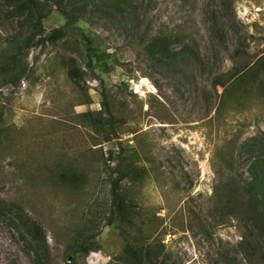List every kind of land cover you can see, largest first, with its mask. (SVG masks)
Returning <instances> with one entry per match:
<instances>
[{"label": "rangeland", "instance_id": "374dc122", "mask_svg": "<svg viewBox=\"0 0 264 264\" xmlns=\"http://www.w3.org/2000/svg\"><path fill=\"white\" fill-rule=\"evenodd\" d=\"M39 2L40 28L24 0H0V264H133L126 246L156 264H252L222 187L264 156L253 146L264 93L231 88L236 43L216 48L207 17L225 10L229 35L259 58L264 0ZM58 29L63 38L39 43ZM160 36L191 59L152 58ZM116 181L130 222L114 213Z\"/></svg>", "mask_w": 264, "mask_h": 264}, {"label": "trees", "instance_id": "16d2710c", "mask_svg": "<svg viewBox=\"0 0 264 264\" xmlns=\"http://www.w3.org/2000/svg\"><path fill=\"white\" fill-rule=\"evenodd\" d=\"M24 4L29 11V16H33L36 20V26L42 27V21L45 19L42 10L40 9L39 0H24ZM225 10H216L212 17H207L210 24L211 40L216 48L227 44L228 39L235 41V49L230 55L232 67L228 71V81L233 80L231 88L247 84L249 86L257 85V87L264 93V55L259 58H254L248 51L246 46V39L243 36L235 37L230 36L227 24L221 20L228 17L223 13ZM230 29L233 27L230 26ZM64 34L62 30H53L50 35L45 36V39L39 40V43L46 41H57L63 38ZM36 37V36H35ZM174 43L172 38L160 36L152 40L149 44L148 54L152 58L160 60V58H172L173 62L181 56H188L190 60L191 56L185 51L176 52L174 50ZM25 48L21 46L18 52L10 56L8 63L6 64L5 71L7 73H14L18 66L17 56L20 55ZM188 49V48H187ZM194 58L191 61L202 62V55L195 53ZM187 59V60H188ZM222 84V83H221ZM216 86L218 85L215 84ZM227 91V90H226ZM104 107L110 114L109 103L104 101ZM264 136V135H263ZM256 148L262 147L264 149V138L256 139L253 145ZM233 166V164H232ZM233 168V167H232ZM232 171V169H231ZM249 176L240 179H232L223 184L222 189L225 191L226 203L225 209H230L228 213L237 212L243 219V225L245 227L242 241L240 243L241 250L245 254L248 261L252 264H264V156H257L250 164ZM117 182L113 186V203L115 205L114 213L117 214L122 222H130L132 217L129 214L127 200L124 196L119 194V188ZM118 188V189H117ZM4 203L0 200V204ZM9 205L10 211H12L15 217H20L23 214V210L19 206L12 204ZM31 228V242L39 249L40 259L45 262L49 259L47 242L43 236V231L40 226L35 222L30 221ZM126 255H129V259L133 264H156L157 258L143 255V251L132 250L130 246H126L124 249ZM73 256H71V259ZM72 264V263H71Z\"/></svg>", "mask_w": 264, "mask_h": 264}]
</instances>
